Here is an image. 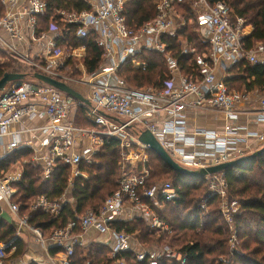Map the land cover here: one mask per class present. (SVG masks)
<instances>
[{"label": "built area", "instance_id": "built-area-1", "mask_svg": "<svg viewBox=\"0 0 264 264\" xmlns=\"http://www.w3.org/2000/svg\"><path fill=\"white\" fill-rule=\"evenodd\" d=\"M84 1L88 8L80 11L53 8L50 27L44 30L41 23L49 14L47 0H0V63L12 57L22 64L24 73L32 76L41 73L77 90L78 84L86 85L87 91H79L91 102L90 106L82 103L34 76L33 80L9 82L0 90V161L21 147H28L33 151L31 162L42 167L45 179L51 178L61 162L69 166V184H74L79 177L87 182L93 180V175L82 167L93 164L108 137L120 140L122 155L127 161H146L149 147L139 136L150 131L174 160L192 170L248 155L252 146L248 144L250 139H254L252 144L257 149L264 146V132L245 129L242 133L230 124L233 118L250 111L253 102L258 104V120L264 122V90L256 88L253 95V91L231 89L219 70H228L243 62L264 64V42L248 47L245 19L237 16L229 3L154 0L156 15L136 24L129 16L131 0ZM187 11L195 14L196 32L209 47L198 55L196 67L193 65L190 73L184 72L180 58L168 49L169 39L188 26L191 19ZM91 36H96L97 45L104 50L105 63L95 73H89L86 65V69L83 64L77 65L76 70L82 73L79 77L70 62L73 56L79 57L78 49L86 45L76 47L72 39ZM196 50L185 43L181 55L196 53ZM148 51L164 55L169 77L158 89L133 88L121 71L147 69ZM76 109H81L92 126L75 122L72 112ZM198 109L223 112L227 120L224 129L189 131L187 112ZM35 118L45 123L31 132H41L44 137L37 144H25L21 138L23 130L16 129L15 125ZM134 147L139 156L133 160L125 150ZM23 163H17L11 170H0V209L7 207L16 227L11 239L0 240V264H30L14 256L17 240L24 230L33 234L47 253V259L37 261L38 264H75L77 248L84 247L89 236L103 232H109L115 240L110 252L114 264H127L119 256L130 248L136 251L139 261L148 260L149 264H159L164 257L186 261L185 255L170 247L142 245L124 230L112 227L117 219L131 221L138 215L150 228L172 233L170 224L159 212L164 202L179 196L172 182L149 185L146 176H124L120 188L106 199L99 211L88 209L78 215L82 231L75 232L77 224L70 222L46 239L42 230L32 225L30 214L23 212L15 200L16 184L23 178ZM207 177L211 195L221 201V213L230 230V250L234 251L238 244L235 215L240 209L239 201L227 198L224 173ZM72 201L74 198L67 196V190L57 200L41 195L28 210L58 214ZM48 242L59 247V251L51 253Z\"/></svg>", "mask_w": 264, "mask_h": 264}, {"label": "trees", "instance_id": "trees-1", "mask_svg": "<svg viewBox=\"0 0 264 264\" xmlns=\"http://www.w3.org/2000/svg\"><path fill=\"white\" fill-rule=\"evenodd\" d=\"M221 1L229 3L237 16L244 18L247 25L254 27L253 32L246 38L248 47L254 46L257 42H264V0ZM47 2L49 14L45 21L50 20L53 16L52 9L56 7L78 11L88 8L84 0ZM155 15L156 7L153 0H131L129 16L132 23L142 24ZM194 15L190 13V16ZM189 28V26L182 28L168 41V49L174 56L180 58L185 73L192 72L193 65L196 67L198 55L209 49L208 45L202 44ZM72 43L76 47L86 45L84 62L87 70L89 73L97 72L103 61L104 50L97 45L96 36L87 39L73 38ZM185 43L197 48L196 53L181 55ZM198 48L205 51L199 52ZM146 55L150 61L147 69L122 70L121 74L133 88H161L165 79L169 77L164 55L154 51H148ZM70 63L75 71L74 60ZM17 66L20 65L13 58L1 62L0 80L7 72H17L19 70ZM228 72L232 75L226 78L225 82L231 89L250 91L259 87L264 90V64L243 62L230 68ZM75 122L83 126L93 124L85 118L81 110L75 116ZM120 147L121 142L118 138L105 139L93 164L82 167L93 175V180L87 182L79 177L72 191L75 208L73 204H66L58 214L41 209L29 211L28 208L41 195L47 196L49 200H57L66 192L71 175L68 165L59 162L51 178L45 179L42 167L31 162L33 154L31 148L21 147L0 161V170H11L17 163L25 162L23 178L16 184L18 193L15 200L20 203L23 212L30 214L32 225L40 228L45 238L50 239L56 229L66 227L70 222H76L75 232L82 231L78 224V215H82L88 209L99 211L106 199L120 188L123 173ZM149 154L152 176L161 180L163 176L172 178L179 195L175 200L164 202L160 210L161 216L170 224L173 231L167 233L154 230L138 215L131 221L117 219L112 225L115 230H124L142 245L152 248L170 247L186 256L184 263L164 257L160 259L159 264H264V154L224 172L228 184V198L239 200L241 203V211L235 216L241 246L234 251L230 250V230L221 213L220 199L211 195L208 177L192 178L181 175L172 170L155 152L149 150ZM15 233L14 225L5 226L0 232V240H9ZM23 241L22 238L17 240L18 249L15 257L24 254L27 245ZM59 249L52 247L51 253H56ZM109 250L108 244L93 243L87 247H79L74 256V263L114 264L115 259L110 257ZM119 257L125 259L127 264H149L148 260L139 261L133 248L123 251ZM31 264L38 263L33 261Z\"/></svg>", "mask_w": 264, "mask_h": 264}, {"label": "crops", "instance_id": "crops-1", "mask_svg": "<svg viewBox=\"0 0 264 264\" xmlns=\"http://www.w3.org/2000/svg\"><path fill=\"white\" fill-rule=\"evenodd\" d=\"M41 24H42V27L44 30H48L50 27V21L49 20L45 21V19H43ZM253 30H254V27L252 25L246 26V31H247L248 36L253 32ZM77 53L79 54V57L73 56L71 61L74 60L75 67L77 65L81 66V64H83L84 69H86L84 57L86 56L87 49L84 47H81L80 49H78ZM10 58H12V57H10ZM10 58L8 60H10ZM13 59H15V58H13ZM15 60H16V62L19 63L20 67H23L22 64L17 59H15ZM104 63H105V59L103 57V61L101 64H104ZM228 70H219V75L223 76L225 79L230 77L232 74L229 73ZM22 71H24V68H19V70L17 72L24 73ZM74 72L76 73V72H81V71L77 68V70H75ZM25 73L27 74V76L23 80H29V79L33 80L34 79V77H33L34 74L32 76V74L30 75L29 72H25ZM81 87L84 91L88 90V87L86 85H82ZM256 88H259V87H255L254 89H252L248 92L253 91L252 93L254 95V93H255L254 90ZM244 91H247V90H244ZM259 95L260 94H258V96ZM257 105L258 104L256 102H253L249 106L250 111L243 112V114L239 115L237 118H233L230 121V124L233 125L235 128L239 129L242 133H245V129L257 131V132H264V122H261L258 120V114L256 112L257 111ZM79 110H81V109H79ZM79 110H77V109L73 110L72 118L75 119V116H77ZM187 122H188L189 131L193 130L194 128H208V129H216V130L222 131L224 129V125L226 124L227 120H226L223 112L215 111V110L198 109V110H189L187 112ZM44 123H45L44 120L38 119V118L30 119V120L26 119L22 123L15 125V128L18 130H23L21 132V138H22L23 143H25V144H27V143L37 144L38 141H40V139L44 137V135L41 132L32 133L31 131L33 129L41 126V125H44ZM252 143H254V139L248 140V144L252 145L251 148L249 149V154L257 149L255 146H253ZM73 188H74V184L70 183L69 187L67 189V196L74 198V196L72 194ZM69 204L75 205V198H74V201H72V203H69ZM4 208H7V207L6 206L1 207V209H4ZM11 220H12V215L8 210V212H6L3 215V217H0V232L5 226L13 225ZM20 238H22V240H24L23 242H26L27 246L25 248L24 254L20 255V256H16V257H18L19 259H22L24 261L26 260L30 264L33 261L37 263V261H44L47 259L46 251L43 249V247L41 245H39L36 242V239H35L33 234H31L27 230H24L22 232V235L20 236ZM99 239H101V240H99ZM93 243L104 244V245L108 244L110 247V250H109V252H110L112 249V246L115 243V240L109 232H103V233H96L95 236H89L86 239V245L85 246L87 247L88 245L93 244ZM47 244H48V247L50 248V252H51V248L53 246L50 244V242H48ZM109 252H107V253L109 254Z\"/></svg>", "mask_w": 264, "mask_h": 264}, {"label": "water", "instance_id": "water-1", "mask_svg": "<svg viewBox=\"0 0 264 264\" xmlns=\"http://www.w3.org/2000/svg\"><path fill=\"white\" fill-rule=\"evenodd\" d=\"M27 76L26 73L21 72H7L0 80V90H2L9 82L23 80ZM34 77L58 88L59 90L67 93L68 95L74 97L75 99L85 103L87 105H91V102L87 97H85L79 90L70 86L69 84L57 80L55 78L43 75L41 73H34ZM139 139L142 143L146 144L149 147V150L155 152L172 170L175 172L192 177V178H202L207 177L208 175L216 174V173H224L226 170L236 167L244 162H248L256 159L257 157L264 154V146L257 149L256 151L243 156L241 158L224 162L217 165H211L206 168H202L200 170H192L186 168L179 164L176 160L172 158V156L162 147L156 137L150 132L145 131L140 136Z\"/></svg>", "mask_w": 264, "mask_h": 264}, {"label": "rangeland", "instance_id": "rangeland-1", "mask_svg": "<svg viewBox=\"0 0 264 264\" xmlns=\"http://www.w3.org/2000/svg\"><path fill=\"white\" fill-rule=\"evenodd\" d=\"M153 3H154V0H153ZM191 20L189 21L188 23V26L190 27L189 29L191 31H193L195 33L196 36H198L197 32H196V29H195V26H196V22L194 20L195 16H190V11H187V14H186ZM198 39L200 40L199 36H198ZM201 41V40H200ZM203 44V43H202ZM197 49V48H196ZM199 52H203L205 51L204 49H201V48H198ZM10 57V56H9ZM11 59V58H10ZM17 68H22L20 66H17ZM71 71V70H70ZM76 76H79V77H82V73L81 72H77ZM82 85L81 84H78V89L81 90V91H84L81 87ZM262 91V90H261ZM257 150V149H256ZM254 150V151H256ZM126 151V154L127 155H130V156H133V160L135 158H138L139 154L138 153V150L136 147L133 148V150H125ZM131 151V152H130ZM253 151V152H254ZM122 147H120V159H121V168L123 170V173H122V176H121V179L124 177V176H130V175H138V176H146V179L148 181V184L150 183H163V182H173V179L170 178V177H167V176H163L162 177V180L161 179H158L157 177H153L152 176V170H151V167L149 166L150 165V160H151V157H150V154H149V157L148 159L145 161V160H142V161H139V159L137 160H134V161H127L123 155H122ZM132 152H136V154H132ZM141 157H143V155L141 154ZM120 179V180H121ZM155 180V181H153ZM153 181V182H152ZM209 184V182H208ZM227 198H228V191H227ZM234 200V199H233ZM239 201V200H238ZM220 202L219 201V206H220ZM239 204H240V209H239V212L241 211V203L239 201ZM221 209V208H220ZM159 211V210H158ZM8 212V209L7 208H4V209H1L0 210V217H3V215ZM160 212V211H159ZM238 212V213H239ZM236 216V215H235ZM228 225V224H227ZM230 235V234H229ZM241 243V240H240V236H239V233H238V244H237V248L240 247ZM40 245V244H39ZM230 245V243H229ZM159 248H161L162 246H158ZM164 247V246H163Z\"/></svg>", "mask_w": 264, "mask_h": 264}]
</instances>
